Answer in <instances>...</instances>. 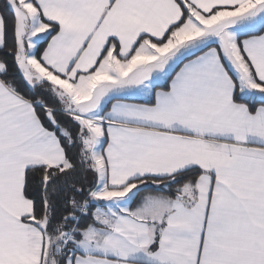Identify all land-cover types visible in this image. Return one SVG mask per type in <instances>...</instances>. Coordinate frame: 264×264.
<instances>
[{"label": "snow or ice", "instance_id": "6c2138e0", "mask_svg": "<svg viewBox=\"0 0 264 264\" xmlns=\"http://www.w3.org/2000/svg\"><path fill=\"white\" fill-rule=\"evenodd\" d=\"M0 264H264V0H2Z\"/></svg>", "mask_w": 264, "mask_h": 264}, {"label": "trees", "instance_id": "16d2710c", "mask_svg": "<svg viewBox=\"0 0 264 264\" xmlns=\"http://www.w3.org/2000/svg\"><path fill=\"white\" fill-rule=\"evenodd\" d=\"M0 2H2V0H0Z\"/></svg>", "mask_w": 264, "mask_h": 264}]
</instances>
